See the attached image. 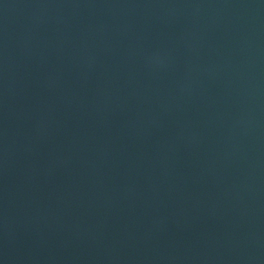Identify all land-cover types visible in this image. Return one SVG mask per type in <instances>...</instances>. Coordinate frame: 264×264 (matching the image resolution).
I'll list each match as a JSON object with an SVG mask.
<instances>
[{
	"label": "water",
	"instance_id": "water-1",
	"mask_svg": "<svg viewBox=\"0 0 264 264\" xmlns=\"http://www.w3.org/2000/svg\"><path fill=\"white\" fill-rule=\"evenodd\" d=\"M0 264H264V0H0Z\"/></svg>",
	"mask_w": 264,
	"mask_h": 264
}]
</instances>
